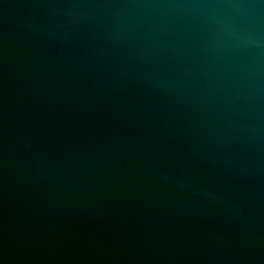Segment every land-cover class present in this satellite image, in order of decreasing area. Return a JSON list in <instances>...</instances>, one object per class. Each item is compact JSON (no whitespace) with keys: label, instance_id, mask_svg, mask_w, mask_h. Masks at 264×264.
<instances>
[{"label":"water","instance_id":"95a60500","mask_svg":"<svg viewBox=\"0 0 264 264\" xmlns=\"http://www.w3.org/2000/svg\"><path fill=\"white\" fill-rule=\"evenodd\" d=\"M0 264H264V0H0Z\"/></svg>","mask_w":264,"mask_h":264}]
</instances>
